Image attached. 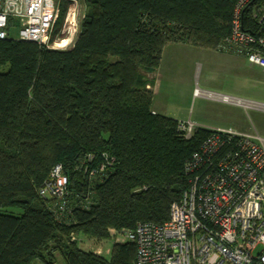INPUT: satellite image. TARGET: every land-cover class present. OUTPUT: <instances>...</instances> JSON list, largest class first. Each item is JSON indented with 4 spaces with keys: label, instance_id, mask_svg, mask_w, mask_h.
Segmentation results:
<instances>
[{
    "label": "trees",
    "instance_id": "1",
    "mask_svg": "<svg viewBox=\"0 0 264 264\" xmlns=\"http://www.w3.org/2000/svg\"><path fill=\"white\" fill-rule=\"evenodd\" d=\"M237 1L85 0L72 49L0 40V264H136L134 243L113 242L107 257L79 241L168 220L209 132L186 139L177 120L154 113L150 75L167 44L220 51ZM103 153L114 164L91 179L80 167L93 155L97 168ZM56 164L76 204L67 224L38 194Z\"/></svg>",
    "mask_w": 264,
    "mask_h": 264
},
{
    "label": "built area",
    "instance_id": "2",
    "mask_svg": "<svg viewBox=\"0 0 264 264\" xmlns=\"http://www.w3.org/2000/svg\"><path fill=\"white\" fill-rule=\"evenodd\" d=\"M254 1H237L231 32L218 50L242 56L250 65L264 69V6ZM63 3V26L55 33ZM247 9L248 16H244ZM85 16V0H0V40L11 37L16 29L15 39L49 49H72ZM209 97L244 104L228 95ZM177 129L186 139L198 129L209 132L185 165L190 175L188 188L172 203L163 224L139 223L132 230L114 231L112 236L117 235L119 243L136 245V264H264V138L257 133L207 128L191 120L178 121ZM102 157L99 166L90 169L88 164L95 156L89 155L80 169L91 179L106 177L114 158L108 153ZM38 194L49 203L57 222H69L76 204L62 164L53 166ZM95 253L103 255L101 249Z\"/></svg>",
    "mask_w": 264,
    "mask_h": 264
},
{
    "label": "rangeland",
    "instance_id": "3",
    "mask_svg": "<svg viewBox=\"0 0 264 264\" xmlns=\"http://www.w3.org/2000/svg\"><path fill=\"white\" fill-rule=\"evenodd\" d=\"M65 10L63 3L55 33L63 26ZM13 31L11 37L16 38L18 33L16 29ZM150 79L154 84V90L153 86L150 89L154 92L152 108L161 115L180 121H198V115L203 114L205 119L200 120L201 123L242 129L264 138V69L250 65L244 57L170 43L165 46L160 65ZM196 89L228 95L244 104L212 103L200 94L193 95ZM72 238L77 239V236ZM117 238V235L112 236L111 240L98 244L79 238V243L80 247L94 253L101 249L103 255L109 257ZM58 264L65 263L59 258Z\"/></svg>",
    "mask_w": 264,
    "mask_h": 264
},
{
    "label": "crops",
    "instance_id": "4",
    "mask_svg": "<svg viewBox=\"0 0 264 264\" xmlns=\"http://www.w3.org/2000/svg\"><path fill=\"white\" fill-rule=\"evenodd\" d=\"M231 54V53H229ZM232 55V54H231ZM234 55V54H233ZM232 61H237V60H232ZM153 90H154V86H153ZM199 92V93H198ZM197 94H200V96H203L204 97V100L206 101H211L212 103H219V104H224L226 105V103H223L221 102L219 99H213V98H210L209 95H213V96H220V95H223V94H220V93H214V92H208L206 90L202 91V90H199L196 89L194 92H193V95H197ZM250 105V104H249ZM247 106V105H246ZM153 111L155 113H158V111L154 108H152ZM160 114V113H159ZM203 119L204 118V115L203 114H199L198 115V121H192V119H189L191 120L192 122L196 123L197 125H200V126H204V127H207V128H226V129H234V130H237V131H240V132H245V133H250V132H247V131H243L242 129H237V128H233V127H224V126H221V125H217L218 127H213V126H210V125H207L205 123H201L200 120L203 122ZM182 120V119H181ZM177 121H180V120H177Z\"/></svg>",
    "mask_w": 264,
    "mask_h": 264
}]
</instances>
